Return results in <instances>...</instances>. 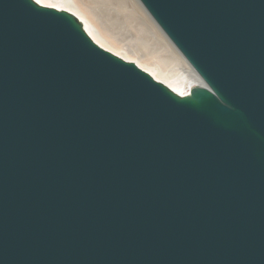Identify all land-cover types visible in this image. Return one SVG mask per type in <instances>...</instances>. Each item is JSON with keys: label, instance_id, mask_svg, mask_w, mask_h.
<instances>
[{"label": "water", "instance_id": "obj_1", "mask_svg": "<svg viewBox=\"0 0 264 264\" xmlns=\"http://www.w3.org/2000/svg\"><path fill=\"white\" fill-rule=\"evenodd\" d=\"M139 1L188 93L0 0V264H264V0Z\"/></svg>", "mask_w": 264, "mask_h": 264}, {"label": "bare ground", "instance_id": "obj_2", "mask_svg": "<svg viewBox=\"0 0 264 264\" xmlns=\"http://www.w3.org/2000/svg\"><path fill=\"white\" fill-rule=\"evenodd\" d=\"M39 3L76 14L101 47L134 61L180 94L201 83L192 65L139 0H39ZM101 6L116 8L122 16L121 27L106 16ZM126 28L131 36L122 31Z\"/></svg>", "mask_w": 264, "mask_h": 264}, {"label": "rangeland", "instance_id": "obj_3", "mask_svg": "<svg viewBox=\"0 0 264 264\" xmlns=\"http://www.w3.org/2000/svg\"><path fill=\"white\" fill-rule=\"evenodd\" d=\"M102 7V9H103V11H104V13L106 14V16H108V18H110L111 19V21H114L115 23H117V24H119L120 25V27H121V25L123 24L122 22V16H121V14L120 13H118L117 11H116V8L115 7H112V6H110V7H105V6H101ZM112 7V8H111ZM111 8V9H110ZM155 21V20H154ZM122 23V24H121ZM157 23V22H156ZM159 26V25H158ZM126 30V31H125ZM122 31L123 32H126V34H128L129 36H131V32H129L128 30H127V28L126 29H122ZM164 32V31H163ZM165 33V32H164ZM167 36V35H166ZM168 37V36H167ZM169 38V37H168ZM169 40H171L170 38H169ZM173 43V42H172ZM174 44V43H173ZM177 48V47H176ZM178 49V48H177ZM179 50V49H178ZM180 51V50H179Z\"/></svg>", "mask_w": 264, "mask_h": 264}, {"label": "snow or ice", "instance_id": "obj_4", "mask_svg": "<svg viewBox=\"0 0 264 264\" xmlns=\"http://www.w3.org/2000/svg\"><path fill=\"white\" fill-rule=\"evenodd\" d=\"M37 2H39V0H37Z\"/></svg>", "mask_w": 264, "mask_h": 264}]
</instances>
